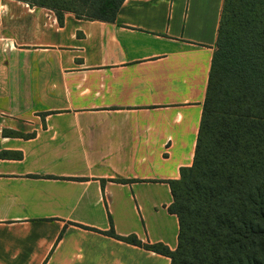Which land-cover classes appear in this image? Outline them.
<instances>
[{"label":"crops","instance_id":"1","mask_svg":"<svg viewBox=\"0 0 264 264\" xmlns=\"http://www.w3.org/2000/svg\"><path fill=\"white\" fill-rule=\"evenodd\" d=\"M224 1L60 23L0 0V264H172L106 232L178 247L169 181L194 163Z\"/></svg>","mask_w":264,"mask_h":264},{"label":"trees","instance_id":"2","mask_svg":"<svg viewBox=\"0 0 264 264\" xmlns=\"http://www.w3.org/2000/svg\"><path fill=\"white\" fill-rule=\"evenodd\" d=\"M21 1L63 23L67 12L115 21L125 0ZM169 183L180 223L175 250L113 226L106 233L172 264H264V0L224 1L194 163Z\"/></svg>","mask_w":264,"mask_h":264}]
</instances>
